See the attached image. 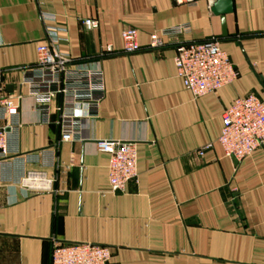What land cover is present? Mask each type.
Wrapping results in <instances>:
<instances>
[{
	"label": "crops",
	"instance_id": "crops-1",
	"mask_svg": "<svg viewBox=\"0 0 264 264\" xmlns=\"http://www.w3.org/2000/svg\"><path fill=\"white\" fill-rule=\"evenodd\" d=\"M215 1L0 0L1 82L20 96L12 146L19 155L41 152L36 164L0 163V264H50L53 241L107 246L109 264H264V148L236 163L216 143L234 98L264 101V0H231L224 36ZM83 19L97 28L84 29ZM178 24L188 33L147 49L152 33ZM47 26L64 30L59 52L102 73L97 117L68 143L58 142L57 115L43 123L21 84ZM128 28L140 50L125 55L120 33ZM211 38L237 77L193 99L176 76L174 42ZM106 45L113 54L101 57ZM107 139L136 144L137 182L122 193L108 192V156L95 150ZM23 169L52 177L50 190L20 187Z\"/></svg>",
	"mask_w": 264,
	"mask_h": 264
},
{
	"label": "built area",
	"instance_id": "built-area-1",
	"mask_svg": "<svg viewBox=\"0 0 264 264\" xmlns=\"http://www.w3.org/2000/svg\"><path fill=\"white\" fill-rule=\"evenodd\" d=\"M193 1L174 0V3L189 4ZM80 23L86 30L97 28V22L92 19H83ZM188 31L186 24L156 31L149 36L147 49L162 48L166 39H174ZM63 32V29L52 26L44 28L45 41L35 47V66L21 70V84L33 97L43 123H49L52 113L57 115L58 142L68 143L80 138L84 122L97 117L104 88L102 73L96 64L74 62L66 53L58 51L57 43ZM136 35L132 28L121 31L123 54L140 50ZM112 54L110 45H106L100 56ZM172 61L176 76L193 99L213 93L237 77L226 53L214 38L200 42L175 41ZM57 97L59 103L55 104ZM19 100V95L5 92L0 72V163L17 159L21 164H36L41 157L40 151L19 155L12 146L19 129ZM220 123L216 143L225 157L239 163L255 149L264 148V101L256 95L249 93L234 98L223 110ZM94 146L97 152L108 156L106 178L110 194L122 193L128 183L137 182L135 142L107 139L95 141ZM209 148V144L202 146L197 150V156L201 157ZM52 182L53 178L47 177L43 171L24 169L18 180L20 187L33 192L49 191ZM110 257L111 251L107 246L53 241L50 264H109Z\"/></svg>",
	"mask_w": 264,
	"mask_h": 264
},
{
	"label": "water",
	"instance_id": "water-1",
	"mask_svg": "<svg viewBox=\"0 0 264 264\" xmlns=\"http://www.w3.org/2000/svg\"><path fill=\"white\" fill-rule=\"evenodd\" d=\"M171 2L173 3L174 0H171ZM230 11H231V0H216L212 6V9H211V12L214 15L220 16L221 27H222V31H221L222 36L225 35L223 16L226 13H229Z\"/></svg>",
	"mask_w": 264,
	"mask_h": 264
}]
</instances>
